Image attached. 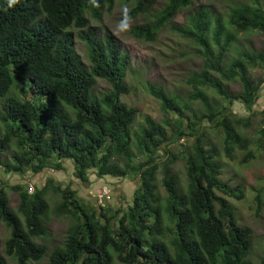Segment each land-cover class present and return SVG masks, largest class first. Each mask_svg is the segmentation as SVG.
Returning <instances> with one entry per match:
<instances>
[{
	"label": "trees",
	"instance_id": "trees-1",
	"mask_svg": "<svg viewBox=\"0 0 264 264\" xmlns=\"http://www.w3.org/2000/svg\"><path fill=\"white\" fill-rule=\"evenodd\" d=\"M124 1L131 3L125 24L145 16L130 29L132 37L154 43L169 27L191 41L202 59L201 70L188 79L194 90L190 106L162 87L147 84L150 95L174 119L164 125L147 119L139 131L133 130L138 109L121 101L131 91L129 54L109 34L98 38L88 31L79 33L88 52L87 67L70 31L87 28L90 18L100 19L116 0H0V100L7 97L0 109V166L11 174L38 175L46 169L63 171L64 163L71 161L75 177L84 183L91 171L99 179L138 180L131 203L113 211L97 210L76 190L62 188L53 179L32 193L27 183L12 186L19 195L16 210L1 188L0 222L10 229V237L0 264H10L9 259L33 264L48 254L47 245L34 239L49 233V191L61 196L54 215L70 216L73 222L64 243L52 249L44 264H264V253L258 262L252 258L251 230L240 225L227 198L241 200L244 193L222 180L217 150L200 132L203 124L217 127L228 158L237 150L247 151L242 163L255 157L249 149L252 140L240 132L250 126V117L238 116L232 105L239 102L255 115L264 79L255 80L251 71L264 70V52L236 47L242 36L264 33V6L259 0L238 5L225 19L200 6L184 24H175L176 16L196 0H168L157 12H152L153 0ZM100 79L110 85L102 96L94 92ZM228 82L239 83L241 91L230 94ZM22 83L46 100L37 103L9 95ZM210 90L222 101H210ZM197 102L200 113L191 108ZM184 111L190 114L184 116ZM184 137L195 139L184 153L188 183L182 189L172 172L178 158L170 153L162 159L167 153L162 150ZM262 198L256 197L258 209Z\"/></svg>",
	"mask_w": 264,
	"mask_h": 264
},
{
	"label": "rangeland",
	"instance_id": "rangeland-1",
	"mask_svg": "<svg viewBox=\"0 0 264 264\" xmlns=\"http://www.w3.org/2000/svg\"><path fill=\"white\" fill-rule=\"evenodd\" d=\"M254 0H196L193 5L181 11L173 20L175 24H184L188 15L193 10L200 6H206L213 10L214 14L221 15L226 18L230 8L242 4H248ZM264 6V0H259ZM168 0H153L154 6L152 12L161 10ZM131 3H126L124 0H116L115 6L111 11L105 10L100 19L90 18L88 27L84 30L71 28L73 33V44L76 47L81 61L87 67L90 66L86 45L79 38V33L86 31L95 34L98 38H103L109 34L118 42L121 48L126 51L131 59V66L128 71L127 84L131 91L129 94L123 95L121 101L129 107L137 108L139 113L137 120L133 125L134 131H139L140 128L147 125V119L151 122L164 125L165 120L174 119L173 114L166 113L162 109L161 102L148 92L147 84L154 83L170 95L179 96L181 101L189 103V95L194 91L188 84V79L193 72L199 71L202 68V59L195 52V45L179 34L173 32L169 27L161 31L158 39L154 43H147L135 39L130 34V29L145 21V16H140L136 20L125 24L123 17L130 9ZM242 47H247L250 51L264 52V33L253 32L242 36L238 41L236 51ZM236 51L232 54L236 55ZM253 78L256 80L264 79V70L257 68L252 69ZM230 94H236L241 91V86L237 82L226 83ZM110 90V85L104 80H98L95 94L102 96ZM208 99L211 101L217 99L222 101V98L213 90L206 91ZM9 95L19 97L21 99L33 100L37 103L45 101V97L40 94H33L30 91L28 83L15 85ZM7 98V97H6ZM0 100V109L7 99ZM191 108L196 112L201 111L202 106L199 102L191 105ZM232 111L243 118L250 117V126L241 127L240 132L243 136L249 137L252 141L250 150L254 153V158L248 163H242L247 151L237 150L234 158H228L223 150V134L217 127L210 124H203L200 127L211 148L217 150V160L222 164V180L229 182L232 188H241L244 197L241 200H236L227 197L233 205L236 217L240 225L248 227L251 230L252 243V258L258 262L264 253V195L261 193L264 187V83L260 92V99L254 106L255 115L247 111L242 104L235 102L232 105ZM188 111H184V116L189 115ZM167 134L171 133V128L166 126ZM194 137H184L181 140H175L168 144L162 150L165 159L170 153L178 158L172 165V172L176 174L180 181V186L185 189L188 183L186 172V162L184 153L190 149L193 144ZM143 160L142 157L138 158ZM65 170L57 171L46 169L38 175L26 173L24 175L11 174L5 171L0 166V189L4 188L8 194L10 206L17 209L19 203V195L13 192L11 187L17 184H28L29 193L30 186L34 190L44 186L49 179H53L55 184L70 186L76 190L79 198L87 204L94 206L97 210L101 207L110 209L126 208L131 203L134 192L137 189L138 180L134 179H114L111 177L96 178L92 173L87 183L81 182L74 175V166L71 161L64 163ZM162 175L158 174L159 192L164 198L166 191L161 184ZM110 189V198L99 202L96 194L102 187ZM263 197V205L258 209L256 201L257 196ZM61 200V196L49 191L47 201L50 206L49 213L45 216V221L49 233L47 236L37 237L34 241L38 244H45L48 247V254L40 261L33 264H44L48 262V256L52 249L64 243L67 237V230L73 220L70 216L57 217L53 213L56 204ZM10 237V229L0 222V255L4 254L6 240ZM10 264H13L9 259Z\"/></svg>",
	"mask_w": 264,
	"mask_h": 264
},
{
	"label": "built area",
	"instance_id": "built-area-1",
	"mask_svg": "<svg viewBox=\"0 0 264 264\" xmlns=\"http://www.w3.org/2000/svg\"><path fill=\"white\" fill-rule=\"evenodd\" d=\"M34 191L33 186H30V193ZM96 197L98 198L99 202H103L105 199L110 198V189L105 187H102L100 190H98Z\"/></svg>",
	"mask_w": 264,
	"mask_h": 264
}]
</instances>
